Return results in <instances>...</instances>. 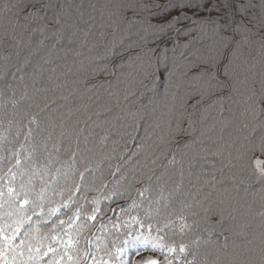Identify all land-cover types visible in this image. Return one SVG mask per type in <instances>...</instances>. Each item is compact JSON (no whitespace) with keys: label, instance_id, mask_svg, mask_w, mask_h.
Wrapping results in <instances>:
<instances>
[{"label":"trees","instance_id":"obj_1","mask_svg":"<svg viewBox=\"0 0 264 264\" xmlns=\"http://www.w3.org/2000/svg\"><path fill=\"white\" fill-rule=\"evenodd\" d=\"M17 2L20 26L0 17V264H264L259 32L233 36L211 91L188 68L208 37L170 50L171 81L162 69L145 88L151 70L128 59L141 48L124 51L128 0L0 7ZM185 11L180 27L208 15Z\"/></svg>","mask_w":264,"mask_h":264},{"label":"snow or ice","instance_id":"obj_2","mask_svg":"<svg viewBox=\"0 0 264 264\" xmlns=\"http://www.w3.org/2000/svg\"><path fill=\"white\" fill-rule=\"evenodd\" d=\"M27 6V4H21L20 2L12 4L4 3L0 7V17L6 18L14 31L20 26L19 13L23 12ZM117 7L123 13L129 11L132 13V16L127 19V27L129 30L134 27L136 28L133 35L137 39L128 43L124 51L134 47L141 48V53H137L135 57L129 56L128 59L140 61L142 65L151 70L145 73V78L151 76L152 83L144 85L145 88L155 87L162 69L166 73L165 79L170 82L175 68L169 69L167 67V53L170 50L174 53L176 47L188 48L197 39L208 37L211 40V43L207 45L208 54L198 55L195 60L189 62L188 68L198 69L190 79L196 81L203 80L206 91H211L217 87V83H214V81H217L218 65L224 59L225 52L228 51L229 46L233 43L234 35L242 36L246 42V34L256 35L259 32L261 43L264 44V32H260L261 29H264V0H260L259 13L252 12L251 15L248 14V9L256 7L255 4L251 3V0H248L247 3H241L240 0H168L164 4H161L159 0H152L151 3H145L144 0H128L127 3H123ZM185 9L193 10L192 15H197L199 12H207L208 15L193 22L197 25L195 29L189 28L187 25L180 27L183 21L190 19ZM174 10L177 12V15L169 18V14ZM213 12H216L218 15L213 17L211 15ZM35 15L36 12H29L23 19L26 21L30 16ZM138 16L141 18L137 19ZM56 22L59 23V20L57 19ZM193 30L198 33L197 36H192ZM40 31H43V28ZM179 35L188 36L190 40L181 45L177 39ZM169 43L173 44L171 49L168 47ZM240 44L241 41H236L235 47L231 51H228V63L223 69L225 75H228L229 66L237 55ZM111 55H117L114 49ZM99 71L110 74L106 68H101ZM200 96L202 100L203 93H200ZM187 98L192 99V95L189 94ZM201 100H196L193 107L199 104ZM179 134L178 128L177 135ZM256 164L259 167L261 161L257 160ZM261 176L264 177V169H261ZM169 250L174 251V249ZM180 251H184L183 245H181ZM4 264H7V261ZM145 264H156V262L148 261Z\"/></svg>","mask_w":264,"mask_h":264}]
</instances>
